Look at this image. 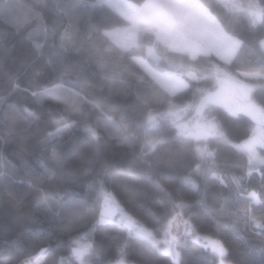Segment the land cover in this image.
I'll list each match as a JSON object with an SVG mask.
<instances>
[{
    "label": "trees",
    "instance_id": "16d2710c",
    "mask_svg": "<svg viewBox=\"0 0 264 264\" xmlns=\"http://www.w3.org/2000/svg\"><path fill=\"white\" fill-rule=\"evenodd\" d=\"M16 2L36 6L43 21L49 25L56 24L59 35L63 31L60 26L61 9L66 13V6L75 0H13V3ZM28 15V8H14L9 17H0V171L9 174V178L0 177V262L14 264L20 254L34 253L39 246H43L46 251L38 256V264H59L60 257L66 260L70 258V239L82 235L96 224L94 212L99 192L94 191L93 185L98 176L104 177L108 190L115 187L122 193L119 198L122 205L133 208L144 202L145 206L137 213L140 217L147 218L150 213L163 211L165 204L170 208L171 202H167L152 184V178L162 174V182L167 184L174 195L192 205L194 223L201 234L207 233L225 242L228 259L234 264H264V254L260 251L264 247L261 227L258 224H238L235 217H218L211 211L221 206L227 209L241 206L243 202H237L238 189L234 185L229 183L228 187H224L208 180L207 164L199 172H194L193 167L197 162L195 154L180 144L163 147L152 157L151 168L140 157L144 134L131 120L121 121L117 108L125 103L137 105L133 115H140L144 100L163 102L166 99L163 90L142 84L139 78L146 77V73L132 65L125 55L109 52L97 57L94 49L102 37L87 34V19L81 25L83 32H77L75 28L69 30L71 49L62 57H52L53 63H59L67 70L64 78L54 80L52 70L48 67V56L54 49L46 47L45 56L37 58L35 44L43 43L45 34L42 25L27 19ZM104 19L113 23L120 20L122 26L127 25V21L119 16L116 9H106ZM224 21L234 29L241 27L236 16L226 14ZM247 32L251 44L258 49V41L264 33L259 28L247 29ZM51 38L49 33L47 39L50 41ZM158 51L164 50L161 48ZM133 55H142V51L137 49ZM255 58V55L242 57L241 70H245ZM175 59L177 57L171 55L166 57L167 61ZM113 72L117 73L115 82L108 78ZM69 76L78 82L76 90L98 105L96 109L90 110L78 101L70 102L69 111L81 122L80 127L91 122L93 111L99 115V109L103 108L107 114L116 116L121 136L134 134L140 139L132 144H123L116 135L109 136L101 132L98 133L101 141L97 149L78 129H74L72 132L65 131L62 138L55 141L58 147L53 155L45 137L55 117L41 105L51 104L63 108V101L57 97L60 89L57 88V94L43 96L38 100H34L30 93L50 88L53 84H63ZM27 106H32L40 118L24 113L22 109ZM222 118L227 135L234 141L242 138L244 127L240 120L226 113H223ZM243 119L251 127V118ZM212 147L217 152L212 170L225 177L242 175L246 171L245 156L241 152L222 142L213 141ZM41 156L62 169L63 174L46 179L37 162ZM262 171L264 169L257 167L243 181L244 197L256 191L258 200L264 201L261 191L264 185ZM187 175H191L200 185L199 191L181 183ZM206 181L209 185L206 199L197 203L201 200ZM33 184L43 191L32 187ZM143 188L148 190L147 194L138 195ZM62 204L70 206L68 214L76 221L73 227L68 226V216L57 219L50 214ZM254 211L258 219L264 218V207L261 204L257 203ZM14 241L16 247L12 246ZM85 241L101 249L98 264H105L109 257L115 260L122 243L127 245L126 258L130 263L169 264V258L156 253L149 245L134 237H128L123 229L97 226ZM184 241L180 249L181 264H212L213 254L210 249L205 250L200 241L191 237ZM215 264H218L217 259Z\"/></svg>",
    "mask_w": 264,
    "mask_h": 264
},
{
    "label": "snow or ice",
    "instance_id": "6c2138e0",
    "mask_svg": "<svg viewBox=\"0 0 264 264\" xmlns=\"http://www.w3.org/2000/svg\"><path fill=\"white\" fill-rule=\"evenodd\" d=\"M66 7V13L61 9L60 26L63 31L59 35L56 24L49 25L43 21L36 6L0 0V17H9L14 8H28L27 19L39 22L45 34L44 42L35 44L37 58L45 56L46 47L54 49L48 56V67L52 70L54 80L64 78L67 70L59 63H53L52 57H62L71 49L69 30L75 28L77 32H83L81 25L87 19V34L102 37L94 49L97 57L109 52L125 55L132 65L146 73V77L139 78L142 84L158 87L165 93L163 102L144 100L140 115H133L137 105L125 103L117 108L121 121L131 120L144 134L140 150L144 163L151 168L152 157L165 146H186L197 160L194 172H199L205 164L209 165L208 180L224 187H228L229 183L234 185L238 189L237 202H243L233 209L221 206L211 211L218 217H235L238 224L243 223L245 226L258 224L261 227V239L264 240V218L258 219L254 211L257 203L264 207V201L258 200L256 191L250 192L247 197L242 194L243 181L257 167L264 169V35L258 41V49H255L247 32V29L259 28L264 33V0H144L141 4L130 0H75ZM106 9L118 10L127 25L122 26L120 20L114 23L105 20ZM226 14L238 17L241 27L234 29L226 24ZM49 33L52 36L50 41L47 39ZM161 48L164 51H158ZM137 49L142 51V55H133ZM169 55L177 59L167 61ZM253 55L256 57L254 62H249L246 69L241 70V58ZM108 78L115 82L117 73H111ZM225 83L230 85V95L225 93ZM78 87V82L69 76L63 84H53L50 88L30 93L34 100H38L57 94V88L60 89L57 97L63 101V108L51 104L41 105L55 117L45 137L53 155L58 147L55 141L60 140L65 131L72 132L74 129H78L97 149L101 141L98 133L101 132L109 136L116 135L123 144H132L140 139L134 134L121 136L116 116L107 114L103 108L99 109V115L93 111L91 122L80 127L81 122L69 111L70 102L78 101L90 110L96 109L98 105L77 91ZM22 111L33 118H40L32 106L24 107ZM223 113L240 120L244 127L242 138L234 141L227 135ZM244 117L251 118V127ZM213 141L222 142L245 156L246 171L242 175L225 177L212 170L217 157L212 147ZM37 162L46 179L63 174L62 169L50 164L43 156L38 157ZM261 175L264 176V171ZM0 177L9 178V174L0 171ZM162 181V174L152 178V184L167 202H171V207L165 204L163 211L150 213L144 218L137 214L145 206L144 202L133 208L122 205L119 199L122 193L115 187L108 190L104 177L98 176L93 185L94 191L99 192L94 212L96 224L82 235L70 239V258L66 260L60 257L59 264H98L101 249L85 240L101 225L123 229L128 237H134L149 245L156 253L169 258V264H181L180 249L188 237L204 241L205 250L210 249L213 254L212 264H215L216 259L219 264H225L228 255L225 242L207 233L201 234L194 223L192 205L175 196ZM181 183L200 190V185L191 175L184 176ZM32 187L43 191L35 184ZM208 187L206 181L201 200L197 203L205 201ZM147 191L146 188L140 189L138 195H146ZM261 191L264 194V185ZM58 198L63 199L62 196ZM69 207L59 205L58 210L50 214L57 219L68 216V226L73 227L76 221L68 214ZM113 209L120 210V219L114 218ZM12 246L16 247L15 241ZM45 251L43 246H39L34 253H22L14 264H38V256ZM260 251L264 254V247ZM118 252L119 256L115 260L109 257L105 264H130L126 258L127 245L122 243Z\"/></svg>",
    "mask_w": 264,
    "mask_h": 264
},
{
    "label": "rangeland",
    "instance_id": "374dc122",
    "mask_svg": "<svg viewBox=\"0 0 264 264\" xmlns=\"http://www.w3.org/2000/svg\"><path fill=\"white\" fill-rule=\"evenodd\" d=\"M142 0H130V2H132V3H136V4H139L140 2H141ZM224 89H225V93H226V95H230V92H229V89H230V85L229 84H227V83H225V85H224ZM122 204V203H121ZM113 211H114V218L115 219H120V215H119V209H113ZM191 238H193V237H191ZM194 240H196L195 238H193ZM203 245H204V241L203 240H199ZM86 242V241H85ZM185 242V241H184ZM183 242V243H184ZM217 261H218V264H219V260L217 259ZM130 264H133V263H130ZM135 264V263H134ZM225 264H234V262L233 261H231L230 259H228L227 257H226V259H225Z\"/></svg>",
    "mask_w": 264,
    "mask_h": 264
},
{
    "label": "water",
    "instance_id": "95a60500",
    "mask_svg": "<svg viewBox=\"0 0 264 264\" xmlns=\"http://www.w3.org/2000/svg\"><path fill=\"white\" fill-rule=\"evenodd\" d=\"M144 2V0H142L139 4H141V3H143ZM181 230H183V226H181Z\"/></svg>",
    "mask_w": 264,
    "mask_h": 264
}]
</instances>
